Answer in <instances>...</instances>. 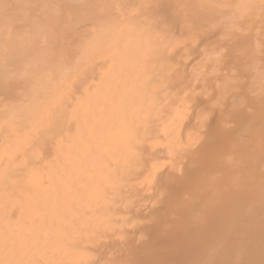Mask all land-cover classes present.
Returning <instances> with one entry per match:
<instances>
[{"label":"bare ground","instance_id":"6f19581e","mask_svg":"<svg viewBox=\"0 0 264 264\" xmlns=\"http://www.w3.org/2000/svg\"><path fill=\"white\" fill-rule=\"evenodd\" d=\"M126 1L0 0V264H130L147 224L166 217L186 229L170 264H264V53L252 32L264 0ZM210 23L233 29L241 92L227 78L232 52L225 63L207 48L218 40L197 38ZM213 97L245 134L224 136L240 150L225 147L229 165L220 156L226 168L205 171L204 196L178 215L174 187ZM163 242L152 262H171Z\"/></svg>","mask_w":264,"mask_h":264},{"label":"rangeland","instance_id":"374dc122","mask_svg":"<svg viewBox=\"0 0 264 264\" xmlns=\"http://www.w3.org/2000/svg\"><path fill=\"white\" fill-rule=\"evenodd\" d=\"M126 1V0H125ZM129 1V0H128ZM132 1H134V0H131V1H129V2H132ZM137 1V0H136ZM126 3H127V1H126ZM150 3H152L151 1H149V4L148 5H150ZM153 4V3H152ZM152 6V5H151ZM157 8V7H156ZM163 10L160 8L159 9V7L157 8V10H152L151 12H162ZM163 12H165V11H163ZM263 15H264V12H260V14H256L255 16H254V22H253V26H254V28H253V30H252V32L254 31V37H253V39L255 40V43L253 44V47L255 48V49H258V50H262V52L264 53V41L263 40H261L264 36V21H262V17H263ZM257 16V17H256ZM263 23V24H262ZM213 26L214 25V27H211L210 29H209V31L212 29V31L213 32H211V33H214V34H211L209 31V33L207 34H202V35H198L197 36V38L199 39V40H202V38H204V39H209L208 37H210L211 35V37H210V40H218L217 42H219V44L216 42V43H212L211 45H209V47L207 46V48L208 49H213V50H210V52L209 53H212V52H215L216 51V53L219 51V50H221V51H219L217 54H220V53H225V54H220L222 57H223V55H228V54H230L231 52H232V57H229V56H227V57H223V58H221L222 60H226L228 57H229V59L230 58H232V62L230 63V64H228V67L230 66V68H229V70L228 69H226L227 70V72H228V79L230 80V79H232V80H230V82L231 83H233V84H236L235 85V87L233 88V90L232 91H239V92H241V91H243V90H245V84L247 83L246 82V80H247V77H246V74L244 73V72H241V73H239L240 72V70L238 71L237 70V68L234 66V64H235V61L236 62H241V61H243V57L242 56H240V57H237V58H235V56H234V54H233V51H232V49H231V47L229 46L230 44H231V41H232V39H233V37L235 36L234 35V32H233V29L232 28H226V27H223V31H221L222 33H219V31L217 30L218 29V26H217V28H216V26L215 25H217V23L215 24V23H213V24H209V26ZM217 30V31H216ZM214 31H216V32H214ZM249 31L250 30H248V29H244L243 31H242V34H247V33H249ZM263 31V32H262ZM223 32H225V33H223ZM262 32V33H261ZM218 34H223L222 36L220 35V36H218ZM181 35H185L184 33L183 34H181ZM233 35V36H232ZM207 36V37H206ZM218 37V38H217ZM228 40H231V41H228ZM246 40V39H245ZM244 40V41H245ZM228 41V42H227ZM258 41H260V42H258ZM224 43V44H223ZM230 43V44H229ZM220 45V44H223V45H220V47H222V49L221 48H217V47H219L218 45ZM257 44V45H256ZM199 45V46H198ZM214 45H216V46H214ZM244 45H246V42H244ZM198 48H197V50H201L202 48H203V46H201V44H197L196 45ZM196 46H195V48H196ZM212 46V47H211ZM246 47V46H245ZM243 48H244V46H243ZM227 49V50H226ZM229 49H231V51L229 50ZM247 48H244L243 49V51L245 52V50H246ZM223 50H224V52H223ZM251 50H253L252 48H251ZM226 51V52H225ZM227 51H229L230 53H227ZM216 53H214L215 54V56H216ZM247 53H248V49H247ZM250 53H251V51H250ZM250 53H248V55H247V57H249V54ZM201 54V53H200ZM213 54V55H214ZM199 53L198 54H191V56L193 57H190L189 56V60L190 61H192V60H194L193 62H195L196 61V59H198V58H200V57H202L203 56V54L202 55H199ZM245 55V54H244ZM195 56V57H194ZM197 56V57H196ZM246 57V58H247ZM245 58V59H246ZM224 60L225 61V63L227 62V61H230V60ZM242 59V60H241ZM222 60H220L219 61V67H222V65H223V72L226 74L227 72H225V68H227L226 67V64L225 63H222V62H224V61H222ZM209 63V62H208ZM221 63V64H220ZM225 65V66H224ZM195 66H197V65H194L193 63H192V66L191 67H189V68H194ZM232 66V67H231ZM212 67L213 66H211V67H208V68H210V70L207 68V70H208V73H209V71H210V73L209 74H207V76L208 77H213V75L216 73V71L214 70V71H211L212 70ZM230 70H232V71H230ZM238 71V72H237ZM215 72V73H214ZM235 73H237V74H235ZM230 74H234L235 76H233V75H231L230 76ZM226 75V76H227ZM230 77V78H229ZM237 79H235V78ZM219 80H221L220 78H218ZM213 80V79H212ZM219 80H216V81H219ZM215 81V80H214ZM241 81V82H240ZM220 82V81H219ZM241 83V84H240ZM238 85V86H237ZM228 94V95H227ZM229 94H230V92L228 93H225V97L223 96L222 98H220V99H222V101L224 102L225 101V98H227L226 100H228V98H229ZM214 95H216V93L214 94ZM226 95H227V97H226ZM217 96V95H216ZM215 96V97H216ZM215 97H213L212 98V100L210 101V113H209V123L207 124L208 125V130H206L205 131V133L204 134H201L200 135V138H198L197 139V141L195 142L196 143V145H194V147H195V151H197L196 152V154H195V158H194V161H193V163L189 166V165H186V164H183L182 166H181V170H180V173H179V175H178V184L174 187V188H177V192L176 193H178L179 195L177 196V201H178V203L176 202L175 203V206H174V208H173V210H172V212L173 213H176V214H180L181 215V212L182 213H184L185 212V210L187 209L186 207L187 206H189V204L188 205H186V203H189V199L192 197V196H194L195 194L197 195V192H198V189H199V192H198V194L199 193H201V191H203V190H201L203 187H204V184H203V180H201V177H203V176H205L207 173H205L204 174V172L205 171H208V170H210V172L214 169L215 171H213V173L214 172H216V173H214V174H217V172L218 171H221L222 172V169L223 168H226V166L227 165H229L228 163V161L226 160L227 159V156L229 155V153H228V151H231L232 150V153H230V155L229 156H232V155H234L235 153H233V150H234V152L236 151V150H240V146H239V144H238V142H235V145H233L232 146V143H229L228 144V142H230L231 140H229L230 138H232V136H230L229 137V139L227 138V136L226 137H224L225 135H236V136H238V138L237 139H239V138H241L244 134H245V132L244 133H242V134H240V132H242V131H240V130H242L241 128H240V130H239V132L237 131V127H239L238 125L240 124V123H242V122H235L234 120H235V118L237 119V117L238 116H236V108H234V109H236V110H233V108H231L230 106H229V109H226V108H223L224 109V112H221L222 114H220V111H222L223 109L222 108H220L219 109V105L218 104H220V106L221 105H223V103H216V100L214 99ZM212 101H214V102H212ZM213 103V104H212ZM212 106V107H211ZM224 107H225V105H224ZM222 109V110H221ZM227 111H226V110ZM233 110V111H232ZM226 111V112H225ZM230 111H232L231 113H230ZM236 111V112H235ZM238 113V112H237ZM232 114H233V116H232ZM235 114V115H234ZM226 116V117H225ZM220 119H222L223 121H221ZM220 120V121H219ZM238 121V120H237ZM223 122H226V123H228V124H224ZM233 122V123H232ZM223 123V124H222ZM239 123V124H238ZM236 124H237V127H236ZM244 125V124H243ZM242 125V126H243ZM233 127V126H235L236 128H230V127ZM226 127H227V129H230L229 131L226 129ZM229 127V128H228ZM202 127H200V129H201ZM206 128H207V126H206ZM196 129H199V127H196V128H194V130H196ZM199 129V130H200ZM202 129H204V128H202ZM201 129V130H202ZM220 130V131H219ZM203 132H204V130H202ZM235 133V134H234ZM210 136V137H209ZM219 136H221L220 138H219ZM235 136V137H236ZM211 138V139H209V138ZM226 138V139H225ZM200 139V140H199ZM225 139V140H224ZM237 139H233L232 138V141H237ZM207 141V142H206ZM215 141H217V142H215ZM227 141V143L225 144V142ZM239 141V140H238ZM217 144V145H216ZM237 144V145H236ZM205 145H206V148H205ZM226 145V146H225ZM229 145V146H228ZM208 146V147H207ZM228 146V148H230L231 146V148L227 151V153L226 152H224V154L223 153H221V152H223L224 150H227V149H225V147H227ZM237 148H236V147ZM218 147V148H217ZM203 148H204V150H203ZM220 148V149H219ZM233 148V149H232ZM219 149V150H218ZM201 151H203V152H201ZM238 152V151H237ZM236 152V153H237ZM232 154V155H231ZM238 154V153H237ZM236 154V155H237ZM208 155V156H207ZM210 155V156H209ZM220 156H221V158H222V160H221V162L223 163V162H227L225 165L224 164H220ZM223 156V157H222ZM225 156H226V161H224L223 160V158H225ZM235 156V155H234ZM234 156H232V157H234ZM220 158V159H219ZM230 158V157H229ZM219 159V160H218ZM212 161H213V163H212ZM210 162V163H209ZM217 162V163H216ZM212 163V165L213 166H215L214 168H213V166L212 165H210ZM230 164H231V162H230ZM222 165H224V167L222 166ZM211 166V167H210ZM231 166V165H230ZM209 167V168H208ZM229 167V166H228ZM203 168V169H202ZM220 168V169H219ZM190 169H192L194 172H195V175H197L198 174V172L200 173L199 175L200 176H198L197 175V177H198V179H197V177L195 178L194 176V178L192 179V180H189V182L190 181H193V182H191V183H193V184H195V185H193V184H188L187 182V184H184L185 182L184 181H187L188 179H187V176H192V175H194V172H193V174L191 175V173L190 174H188L189 173V171H190ZM192 172V171H191ZM197 172V173H196ZM212 173V172H211ZM219 174H220V172H218ZM208 174H209V172H208ZM208 174H207V176H208ZM218 174V175H219ZM186 176V177H185ZM190 176H189V178H190ZM206 176V177H207ZM200 178V179H199ZM204 178V177H203ZM179 179H180V182H179ZM183 179V180H182ZM186 179V180H185ZM191 179V178H190ZM182 180V181H181ZM203 181V182H202ZM179 183H183L184 185L183 186H181V185H179ZM197 183H198V185H197ZM171 184V183H170ZM169 184V185H170ZM203 184V185H202ZM162 185V186H161ZM160 185V187L158 188V189H163L164 191H163V193H162V195H163V197L165 196V198H168V197H170L171 196V192H172V190H173V187H171L170 188V186L168 185H166L165 187H164V185L163 184H161ZM193 185V187L195 188V187H197L198 186V188H196V189H194L193 187H191ZM171 186H173V185H171ZM203 186V187H202ZM164 187V188H163ZM188 188V189H187ZM191 188V189H190ZM193 188V189H192ZM179 189H180V191H179ZM192 190V191H191ZM201 190V191H200ZM205 191V190H204ZM206 192V191H205ZM188 193L190 194V195H188ZM193 193V194H192ZM192 194V195H191ZM204 192L203 193H201V196H204ZM188 195V196H187ZM182 196L184 197V198H182ZM200 196V195H199ZM200 196V197H201ZM187 197H188V199H187ZM182 199H184V200H186L185 202H184V200H182ZM204 201H206V200H203V202ZM182 203H184V204H182ZM183 205V206H182ZM186 205V206H185ZM178 206H180V208L178 207ZM182 206V207H181ZM183 207H185V208H183ZM176 208V209H175ZM183 208V209H182ZM174 209L175 210H177V211H174ZM178 210H180V211H178ZM150 212V214H148ZM149 212H146L147 214L145 215V217L149 220V216L151 215V210L149 211ZM163 214V213H162ZM165 214V213H164ZM149 215V216H148ZM161 215H159V216H157V217H160ZM166 216H171V215H169V213L168 214H166ZM163 217V216H162ZM162 217H160V218H157V219H154V221H153V223H156L157 221L156 220H160ZM166 218H171V217H166ZM166 218L165 219H162L161 221H164L165 220V222H164V224H160V223H158L157 222V225H158V227H156V228H152V227H150L151 225V222L149 223V224H147V225H149L148 227H147V236H146V238H145V240L143 241L144 243H142V247H140L141 249H136V250H133V252L130 254V256H131V258H133V260H131V262L133 263V264H144V263H148L147 261L149 260V258L151 257L152 259H150L151 261L149 262V263H155V264H157L155 261H153L152 262V260L154 259H157V258H160L161 259V256L163 257V255H160V257L158 256L159 254H161V253H159V252H157L158 250H159V248L162 246V243H165V242H163L165 239L167 240V242H169L170 244L174 241V239L175 238H178V239H176V244L174 245V243H172L171 245L169 244V243H167V244H169L168 246H167V248H169L170 249V257L168 256L167 258H165V259H167L168 261H167V263L169 262V261H171V262H169V264L170 263H173V257L176 255H174L173 256V254L175 253V252H177L178 251V247L177 246H179V244H181V242L179 241V237H182V236H179L180 234H179V232H181V234L183 235V233H182V231H180L179 230V228L182 230L183 229V225L184 224H182V225H180V223H178L177 221H175V222H172L171 220L170 221H168L167 222V220H166ZM146 220V219H145ZM148 220H146V222L148 221ZM145 222V223H146ZM149 222V221H148ZM177 222V223H176ZM144 223V221H143V224H145ZM142 224V223H141ZM172 224V225H171ZM174 224V225H173ZM178 226V228H175V227H177ZM139 226V225H138ZM144 226V225H143ZM142 226V227H143ZM164 226H165V228H164ZM167 226V227H166ZM141 227V228H142ZM145 227V226H144ZM171 227H172V229H173V231H172V229H171ZM137 228V227H136ZM135 228V229H136ZM134 229V230H135ZM138 229V228H137ZM136 229V230H137ZM144 228H143V230H145ZM158 229V230H157ZM184 229H185V227H184ZM183 229V232H185V230ZM133 230V231H134ZM156 230V231H155ZM160 230V231H159ZM179 230V231H178ZM152 231H154V232H152ZM166 231V232H165ZM171 231H172V233H171ZM174 231H176V232H174ZM167 233L168 234V236L165 234V233ZM166 236H165V235ZM172 234V235H171ZM179 236V237H178ZM171 237H173L174 239H172L171 240ZM194 238L195 237H192V240H194ZM179 242V243H178ZM191 242V241H190ZM177 245V246H176ZM173 246H176L175 248H173ZM171 248H172V250H171ZM169 249H168V251H169ZM153 251H155L156 252V256H158V257H156L155 255H153V253H151V252H153ZM163 251V250H162ZM167 251V250H166ZM165 251V252H166ZM172 251L174 252L173 254H172ZM164 252V251H163ZM136 253V254H135ZM157 253H158V255H157ZM165 254H169V253H165ZM152 255V256H151ZM142 256V257H141ZM165 256V255H164ZM171 256H173V257H171ZM137 257V258H136ZM164 258V257H163ZM143 259V260H142ZM145 259H148V260H146L145 261ZM159 259V260H160ZM165 259L163 260V261H165ZM158 260V261H159ZM157 261V260H156ZM157 261V262H158ZM162 260H161V262H163ZM130 262V264H132ZM160 262V261H159ZM162 264V263H161Z\"/></svg>","mask_w":264,"mask_h":264}]
</instances>
